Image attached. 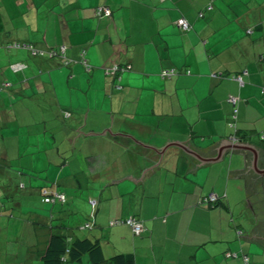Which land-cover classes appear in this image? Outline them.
Here are the masks:
<instances>
[{
    "label": "crops",
    "instance_id": "crops-1",
    "mask_svg": "<svg viewBox=\"0 0 264 264\" xmlns=\"http://www.w3.org/2000/svg\"><path fill=\"white\" fill-rule=\"evenodd\" d=\"M209 1L212 8L198 18ZM98 5L112 14L96 17ZM182 15L192 24L189 31L180 32L174 24ZM17 40L44 54L62 47L70 62L62 65L61 56L5 47ZM82 55L88 71L79 62ZM113 63L132 68L115 82L105 73ZM170 66L191 73L168 79L157 75ZM241 69L247 74L239 87L231 75ZM6 82L9 88L0 91V101L2 106L13 103L2 107L12 109L4 125L16 127L17 122L27 129L22 142L27 150L41 142L59 144L49 147L47 158L28 150L23 166L18 164L19 177L38 191L63 192L67 200L91 197L97 208L94 228L82 234L89 214L73 230L67 223L74 216L63 204L49 206L41 199L57 220L43 233L42 223L29 222L23 247L17 242L20 234H2L0 264H41L51 232L89 235L100 241L107 258L129 254L134 264H240L241 252L249 254L251 264H264L263 245L234 238L238 230L248 234L264 219V184L246 196L244 178L228 172L243 167L241 153L228 149L221 159L202 161L176 144L161 155L135 141L160 147L189 139L203 152L221 138L234 143L227 124L232 106L226 100L233 94L240 98L236 138L264 151V0H0V85ZM63 110L70 115L63 116ZM55 111L69 119V125L59 122L65 129ZM49 119L55 135L41 139L34 126L43 123L45 129ZM14 156L18 152H0V166ZM69 156L76 166L85 161L78 173L67 172L68 165L76 168ZM15 172L0 169V185L6 184L7 192ZM209 192L219 196L218 203L199 205ZM130 215L143 221L140 234L126 224H108ZM81 263L91 264L86 254L69 264Z\"/></svg>",
    "mask_w": 264,
    "mask_h": 264
},
{
    "label": "trees",
    "instance_id": "trees-1",
    "mask_svg": "<svg viewBox=\"0 0 264 264\" xmlns=\"http://www.w3.org/2000/svg\"><path fill=\"white\" fill-rule=\"evenodd\" d=\"M101 8L102 10L98 11V9ZM104 8L108 9V13H105L103 10ZM212 8V3L211 1L207 2L206 5L204 6L203 9H200L197 12V17L201 18L204 17L205 12L210 10ZM94 14L96 17L101 18V17H108L112 14L111 9L106 6V5H98L94 8ZM183 20L185 22V26H183V24L181 23ZM174 24L176 25L177 29L180 32H186L189 31L192 28V24L191 22L185 17V16H179L175 21ZM251 29L247 30V33H250ZM5 47L7 48H26V49H32L35 53L34 54H39V55H44L47 56L48 58H53L54 56H61V61H62V65H68L70 60L63 54L64 50L61 49L62 47H58L56 49L54 48H50L47 50L48 54H44L42 51H40V49H37L33 46L32 43L30 42H25V41H12L8 44L5 45ZM87 60L85 59V57L82 55V57L80 58L79 62L84 66L85 70H89L90 69V65L86 62ZM22 64V63H20ZM19 65V63H18ZM11 66H14V64ZM23 66V65H22ZM115 66L114 70H112V68ZM132 66L130 63H113L110 67H106L105 68V73L110 76L111 78H113V80L119 81L122 77V75L131 70ZM185 73V74H190L191 71L189 68H185L184 70L181 68H176L175 66H170V67H164L161 68L160 71L157 73V75L162 78V79H168L171 78L175 75H178L180 73ZM247 74V70L246 69H241L238 72H235L231 75V78H233L234 80L237 81L239 87L244 85V76ZM238 77L241 78L242 82H240L238 80ZM9 83H1L0 85V91L3 90H7L9 87ZM120 86V85H119ZM261 92H264V87L261 88ZM233 95V94H230ZM237 97V101L235 104H232L231 102H229L227 99V102H229L232 106L231 109V113H230V117L228 120V127L230 128V135H237L238 134V126H237V117H238V104L240 101L239 96L234 95ZM13 102H10L7 105H3L2 107H7L9 105H11ZM1 107V108H2ZM3 109V108H2ZM5 112L3 113V115H1L0 117L5 118V117H11V113H12V109L11 110H5L3 109ZM11 112V113H10ZM62 115L68 117L70 115L69 111L63 110L62 111ZM234 115V116H233ZM5 116V117H3ZM0 118V121H5L4 119ZM4 123V122H2ZM240 138V137H239ZM239 138L237 137V140L235 139V142H239ZM20 156V155H19ZM18 156V157H19ZM18 159V158H17ZM12 160L7 161V164L9 162V165L7 164H2L0 166V169H11V167H15L12 162ZM14 184V183H13ZM22 187L24 186L23 183L20 184ZM12 186V184L9 186V188ZM19 186V184H18ZM6 187V184H5ZM4 186L1 187L0 185V203L1 205L4 207L6 206V203H4L2 200L3 199H7V190ZM3 188H5L4 190H2ZM40 195H41V199L44 203H51L54 204L56 202L60 203V204H66L67 203V197L63 192H60L58 190H51L48 189V187H41L40 190ZM60 193L63 194L64 196V200H58V198L56 197V194ZM210 193H214V192H209L206 193L204 195H202L197 203L199 205H203L205 207L208 208H212L214 207L218 201H219V196L217 195V198L214 201H209V199L207 198L208 195ZM45 198H49L47 201L45 200ZM90 200L94 201V204H92L90 202ZM88 203L90 205V212H89V218L87 220H85L83 222V224L81 225V227L84 230H92L95 226V222H94V214L97 208V200L93 199V198H88ZM53 212L51 211V214ZM133 216V215H130ZM134 218H136L138 221H140L143 225V230L145 229L143 221L139 218H137L136 216H133ZM127 217H123V218H115V219H111L109 220L108 224L110 226L116 225V224H126L128 225L130 228L131 226L129 224H127L126 222H115V220H119V219H126ZM85 223H89L90 226H84ZM132 230V228H131ZM142 230V231H143ZM142 231H140L139 233H133L134 234H140ZM238 235L242 234L241 230L237 231ZM102 244L100 243V241L98 239H92L90 238L89 235H86L84 237H79V236H71V235H66L64 233H59V232H51L47 243H46V247L43 251V253L40 256L41 259V264H69L70 262H77L80 261L82 259V257L86 254L88 256V258L90 259L91 264H134V259L132 257V255L129 254H121V253H116L115 255H113L110 258H107L104 254H103V250H102ZM232 253L231 252H226V255L230 256ZM237 255V254H236ZM241 257V263L240 264H251V258L249 256V254L247 252H241L240 254ZM246 257V258H245Z\"/></svg>",
    "mask_w": 264,
    "mask_h": 264
},
{
    "label": "rangeland",
    "instance_id": "rangeland-1",
    "mask_svg": "<svg viewBox=\"0 0 264 264\" xmlns=\"http://www.w3.org/2000/svg\"><path fill=\"white\" fill-rule=\"evenodd\" d=\"M11 34L14 35V37L17 36L15 35L16 32H12ZM1 102L2 101H0V107H2ZM7 104L8 103H5V105ZM58 111H55L58 114V115L56 114L57 124L60 125L59 122H61L65 125H69V119H64ZM4 112L5 111H3L2 108H0V116L3 115ZM46 114L49 117V113ZM2 119L6 120V117ZM2 122L3 121H0V152L7 150V153L10 155L17 154L18 152L20 156L19 157L14 156L11 159L12 164L15 166L14 168L19 173L15 172L16 177L14 184H12V186L9 188L10 190L7 192L8 193L7 199L2 200L4 203H6V206L4 207L0 206V237L2 234H6V233L11 234L12 232L16 234H20V240H18L17 242H20L21 243L20 246L23 247L25 244L24 238L31 231V228L29 227V222H34L38 220L39 224L42 223L41 228H39V233H43V229L44 228L49 229L51 223L55 222L57 218L54 217V219H51L50 217L51 212H48L47 208L43 206V204H41L42 203L41 195L38 191V188L37 187L30 188L27 182L24 179H21V177H19V175H21V172H23V170H21L22 168L19 167V165L23 166V163H25V158L29 156V153L31 154L33 152H36V155L42 154V156L45 155V157L47 158V155L50 153V151H48V149H50L49 147H53V149H55V147L59 144L55 140L53 141V143L50 142L49 145L48 143H42V142L40 144H33L36 147V149L34 150L28 149L29 150L28 153V150L25 147L26 145L22 143L23 137L25 139V136L27 135L26 134L27 131L26 133H23L24 129L25 130L27 129L21 123L16 122L14 124L16 125V127L15 126L9 127L8 125H4V123ZM60 126L65 129V126L62 125ZM33 130L37 132V134L40 133L42 134L41 139L47 138V135L50 134L55 135L54 122H51L50 119L45 125V129L43 123H38L34 126ZM31 139L34 140L35 138L31 136ZM9 142H11V144ZM69 149H71V146H69ZM68 161L70 165L76 167L72 169L71 167H69V165L67 166L66 170L67 172H69L70 175L72 174V172L79 171L78 169H83V166L85 165L84 164L85 161L78 160L76 161L77 162V166H76L75 160H72L70 156ZM21 183L24 184L23 187L20 185ZM69 194H75V193H69ZM67 202L69 203L63 204V206L61 207H64L63 209H65L68 215H72L75 218L74 219L72 217V219L69 222L70 224L67 223V226L72 227L73 230H78L79 228L77 227V222L78 221L82 222L87 218V215L89 214V210H90L89 203L87 202L86 197H84L83 199V198H79L78 196H76L73 199V201H71V199L68 197ZM47 205L50 206L51 203ZM76 207L77 209L75 210V213L70 214L72 208H76ZM52 215H56L55 211L52 213ZM66 230L67 229H62L63 232H65ZM82 231H83L82 234H88L90 232V230H82ZM32 237L35 238L34 234L32 235ZM257 256L258 255H256L255 257Z\"/></svg>",
    "mask_w": 264,
    "mask_h": 264
},
{
    "label": "water",
    "instance_id": "water-1",
    "mask_svg": "<svg viewBox=\"0 0 264 264\" xmlns=\"http://www.w3.org/2000/svg\"><path fill=\"white\" fill-rule=\"evenodd\" d=\"M108 130L110 131V129ZM110 133H119L132 137L130 134H123L119 131L115 133H112L110 131ZM135 141L141 143L144 146L153 147L156 152H160L159 154L161 155L166 146L170 144H176L182 147L186 152L191 153L200 160L211 162L223 158L224 152L228 149H232V152L242 154L243 167L229 169L228 172L233 173V178H244V189L246 196L256 192L257 185L264 184V151L262 150V148L254 146L253 144L243 141L231 143L230 140L221 138L209 145L208 150L203 152L200 148L192 144L189 139H186L184 141L170 140L165 145L160 147L143 143L139 140ZM238 237L244 238L245 240L258 242L264 246V219H258L257 223L253 225L248 234H240L238 236H234V238Z\"/></svg>",
    "mask_w": 264,
    "mask_h": 264
},
{
    "label": "built area",
    "instance_id": "built-area-1",
    "mask_svg": "<svg viewBox=\"0 0 264 264\" xmlns=\"http://www.w3.org/2000/svg\"><path fill=\"white\" fill-rule=\"evenodd\" d=\"M102 10L101 8L98 9V11ZM105 13H108V9L107 8H104L103 10ZM182 21L181 23L183 24V26H185V22L183 20H180ZM115 66L112 68V70H114ZM238 80L240 82H242L241 78L238 77ZM229 102H231L232 104H235L236 101H237V97L234 96V95H229L228 96V99H227ZM234 116V115H233ZM231 139H237L235 135L232 136ZM56 197L58 198V200H61L63 201L64 200V196L63 194H60V193H57L56 194ZM209 199V201H214L216 198H217V195L215 193H210L207 197ZM49 198H45V200L47 201ZM90 202L92 204H94V201L93 200H90ZM115 222H119V223H122V222H126L127 224H129L132 228V231L134 233H139L140 231L143 230V225L140 221H138L136 218H134L133 216H128L126 219L122 220V219H119V220H115ZM84 226H90L89 223H85ZM246 258V257H245Z\"/></svg>",
    "mask_w": 264,
    "mask_h": 264
}]
</instances>
